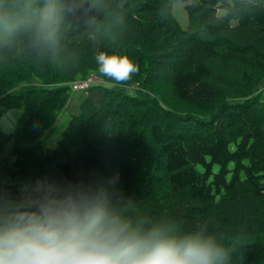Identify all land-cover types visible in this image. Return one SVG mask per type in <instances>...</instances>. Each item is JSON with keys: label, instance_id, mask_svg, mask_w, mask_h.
Returning a JSON list of instances; mask_svg holds the SVG:
<instances>
[{"label": "trees", "instance_id": "16d2710c", "mask_svg": "<svg viewBox=\"0 0 264 264\" xmlns=\"http://www.w3.org/2000/svg\"><path fill=\"white\" fill-rule=\"evenodd\" d=\"M263 1L0 0V117L20 109L9 133L0 127V152L11 140L14 157L0 192L90 186L134 223L211 237L223 253L216 264H264ZM175 2L185 4V28ZM226 28L249 31L237 40ZM101 52L127 55L138 71L104 76ZM92 71L103 82L83 90L56 145L44 147L71 82Z\"/></svg>", "mask_w": 264, "mask_h": 264}, {"label": "clouds", "instance_id": "9594fccd", "mask_svg": "<svg viewBox=\"0 0 264 264\" xmlns=\"http://www.w3.org/2000/svg\"><path fill=\"white\" fill-rule=\"evenodd\" d=\"M53 23L46 10L41 26ZM96 61L116 82L138 71L127 55L101 52ZM165 223H134L90 186L38 184L20 199L0 192V264H216L222 257L211 237Z\"/></svg>", "mask_w": 264, "mask_h": 264}, {"label": "rangeland", "instance_id": "374dc122", "mask_svg": "<svg viewBox=\"0 0 264 264\" xmlns=\"http://www.w3.org/2000/svg\"><path fill=\"white\" fill-rule=\"evenodd\" d=\"M262 5L264 7V1L262 2ZM171 15L175 19V21L178 23V26L180 28H185L188 25V18H187V13L185 10V4L184 3L175 2L172 5ZM241 31H243L244 34L240 36L239 33ZM247 31H249V30L248 29H239L238 30V29H233V28L232 29L226 28L223 30V33L227 34L230 37L233 36V37L237 38V40H241V37L247 36ZM255 35H256V33H253V34L249 35L248 38H249V41H252V42L258 44V41H256ZM90 74H94L95 76H97L99 82H103V80L101 79L100 75L97 72L92 71V72H90ZM260 77H261V79H260L259 90H262V86H264V72H262L260 74ZM135 86L136 85H131L128 88L133 89V88H135ZM153 86H154V89L156 90V93L159 94L160 96H162V98H164L168 104L176 107L177 110H181V111L187 110L185 108H182L181 106H183V105L174 98L172 88L170 87L169 84L155 82ZM83 90H77V91L70 90L69 98L66 102L64 109L59 113L53 127L51 129H49V131L45 134V136L43 138V146L44 147H53L56 145V143H57V141L61 135V131L64 128V126L66 125L68 119L73 114L77 113V111H78L79 102L83 98V96L85 95V92H86ZM19 114H20L19 108H12V109L6 110L0 117L1 130L5 133H9L14 128ZM11 146H12V141L9 140L4 144V146L2 147L1 152H0V185L4 184V183H10L11 182V180L7 174V171H6L7 166H9L11 164L12 160L14 159L13 155L10 152ZM145 146H147L146 147L147 150L142 151L145 153H148L150 151V149L153 148L152 142L147 141V140L145 142ZM117 166H118V168H120V164ZM139 172H141V171H139ZM132 220L134 221L133 218H132Z\"/></svg>", "mask_w": 264, "mask_h": 264}, {"label": "built area", "instance_id": "2783aa9c", "mask_svg": "<svg viewBox=\"0 0 264 264\" xmlns=\"http://www.w3.org/2000/svg\"><path fill=\"white\" fill-rule=\"evenodd\" d=\"M97 81H99L97 76H95L94 74H91L85 79H78V80L71 82V88L73 91L83 90V89L88 88L91 84Z\"/></svg>", "mask_w": 264, "mask_h": 264}]
</instances>
